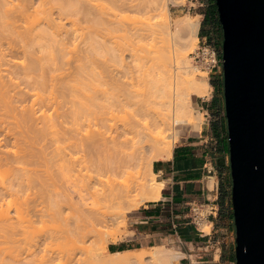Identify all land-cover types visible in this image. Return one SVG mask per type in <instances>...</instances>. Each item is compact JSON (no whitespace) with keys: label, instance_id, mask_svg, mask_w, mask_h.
<instances>
[{"label":"bare ground","instance_id":"obj_1","mask_svg":"<svg viewBox=\"0 0 264 264\" xmlns=\"http://www.w3.org/2000/svg\"><path fill=\"white\" fill-rule=\"evenodd\" d=\"M61 1L64 0L54 2L56 3L55 5L59 2L58 6L61 3V6L58 7V12L61 13L62 10H66L68 11V15L72 11H76L75 13H77V7H74V5H78L80 2L84 3L85 6H92L91 0H76L72 6L70 5L72 0H68V2L71 1L69 2V6L65 1L64 3ZM181 1H148L147 7L145 6L144 8L150 13L160 11L162 14L160 17H162V21L164 22L159 38L160 47L157 52L158 72L151 73L148 69L146 70L147 67L143 68L144 65H139L142 72L139 71V75H136L138 74L136 71V73L133 71L135 74L129 71L130 73L125 72L126 74L124 73L122 76L116 75L112 78V85L116 89H114V93L111 90V95L107 96L106 92L110 93L109 89L105 93L103 91H98V93H96V90L92 91L95 75H91L90 72L87 73L86 69L89 70L93 63L90 60L91 57L88 61L84 60L88 58L87 55L93 52L96 53L95 50L100 51L102 48L103 51L106 49L105 53L108 52L111 55L109 57L113 58V60L124 59L121 55L120 58L117 55L120 51V49H117V45L115 46L117 41L110 47L108 45L110 43L109 40L105 41L104 39L103 42H100L97 41L98 39L94 41L93 38L92 42H89L93 46L87 47L86 50L83 49L84 51L78 50L82 54L77 53L78 56L76 57L75 55L72 58L73 56L70 53L75 51V48L78 46L70 50V41L68 40V43L63 38V35L66 37L65 34L69 35V33L63 24L57 23L54 18V10L52 9L55 7L54 3L51 4L52 1L19 0L18 3H14L11 0H0L1 29L3 30L4 27L6 30L3 31L5 33L7 31L6 34L9 33V37L15 36L14 34L20 37L22 44H18L19 46L14 44L17 48L14 47L13 49L16 48V53L18 52L24 58L22 61L19 59L20 62L14 60V64L11 65L12 62L6 59L7 54L3 50L2 52L0 51V59L4 60V64L0 63V136H2L4 144L9 145L11 142H14L13 145L16 146L17 144L19 145L18 148H20V150L17 148L14 151L5 150L3 141L1 142L0 140V167L6 166V168L4 167L5 169L11 170L10 168H12L14 169L12 172L17 169L19 172L15 171L17 174L14 172L16 175L13 174V177L15 176L13 180L0 183V198L5 196H11L12 198L15 194L25 195L22 192L26 191L25 193H27L30 190L32 180L35 183L37 177L50 172V169L47 171V167H49L47 164L46 169H40L38 167L39 163L37 164L38 166L36 165L38 159L36 157L40 155L43 157V148L45 147L47 149L45 151H48L50 148L53 149L51 152L53 159L56 158L57 161V157H60L59 164L57 165L62 169L63 167H69V165L77 169L78 179L75 187L73 186L72 189L78 192L82 207H86L88 205L86 202L90 200L94 206L95 204H100L99 207L108 203L125 220L129 212L139 209L150 201L161 199L165 181L155 177L153 164L156 161L167 160L172 157L175 144L178 140L176 127L182 124L200 125L204 120L202 114L192 105V95L207 98L210 97L212 91V86L206 75L201 74L198 79L195 77L187 55L195 49L199 42L200 16H190L186 19L175 20V22L170 20V7L180 5ZM63 4L66 5L64 6ZM46 5L47 7L50 6V8L53 5V8H48V10ZM69 7L74 10L71 11ZM55 9L57 10V7ZM41 13L43 14V18H37L38 16L41 18ZM83 13L85 14V11ZM37 14L39 15L36 16ZM61 15L65 14L62 13ZM73 15L76 16L78 14L73 13ZM70 17L71 15L69 16V20ZM85 17L87 18V16ZM76 21L78 20L76 19ZM73 25L75 26V24ZM3 31H0V37L2 33L4 34ZM65 31L66 33L64 34ZM10 32L12 33L10 34ZM73 33L75 34V32ZM186 33L190 34L193 42L186 39ZM105 36L107 37V34ZM7 42L9 43L10 41ZM90 47L92 49L91 53ZM139 52L142 55H139L140 57L137 55L139 59L133 58L137 60L135 62L143 61L147 57L145 56L146 52ZM139 52L137 53L140 54ZM68 53L72 57L68 58ZM110 58H106V60ZM103 59H105V56ZM89 60L91 62L90 66L87 64ZM172 68L175 69L174 77L172 76ZM78 75L82 77L80 80L76 78ZM72 78H75L79 82L76 83ZM71 81H75L76 84ZM71 83L74 85H70ZM115 91L117 92L115 93ZM49 110H53L52 114H48ZM45 138H47L46 143L43 142L46 140ZM71 141L73 142L72 144L70 143L72 145L70 147L73 148L75 146L78 151H81H79L80 154H82L81 158L78 157L77 160L73 158L75 156L73 151L63 153L59 146L60 143L63 145V143ZM41 142L45 143V146L43 144L40 145ZM38 143L40 148L36 146ZM42 145L43 147H41ZM53 159L51 158L52 161L55 160ZM32 160L36 163H33L34 165L32 164L33 166L29 167ZM26 163L29 164L26 165ZM19 165L23 169L26 166L27 169L34 170L36 173L40 170L43 174L33 173L31 180L29 174L32 172L26 170L25 167L26 173ZM57 165L55 164V167ZM61 168L60 172L62 171ZM19 169L30 177L26 180V174H21L22 171ZM52 169H54V171H51L52 173L58 171L54 167ZM43 171L46 173L44 174ZM56 174L55 176H58ZM43 180L45 184V179ZM48 181L50 182V180ZM213 181L214 179L211 180V184H213ZM24 183L27 189L24 187ZM44 186L45 188L47 187V185ZM48 189H44V192L39 189V192H41V195L43 193V196H46L52 191L49 190L48 192ZM46 190L48 193L46 192L47 194L45 195ZM66 192H70V190H66ZM69 200L72 199L70 198ZM9 211L3 213L0 218V224L2 223V228H5L3 230L5 234L10 236L16 228H14V222H10L12 218L9 216ZM204 212L205 210L201 212L204 217L199 221L198 225L207 220ZM88 213L89 210H87ZM33 216L35 215L33 214ZM209 227L208 223L204 222L200 228L204 233H209ZM8 230L10 234L6 232ZM117 241V238L111 235L107 240L102 242L101 249L107 251L108 245L106 242L115 243ZM35 250L32 252L36 253ZM12 253V249L9 248L5 252L6 257H12ZM33 253L32 255H34ZM184 257L186 255L181 251L156 247L152 248L151 251L137 249L111 253L108 255L107 260L99 263L180 264V261Z\"/></svg>","mask_w":264,"mask_h":264},{"label":"rangeland","instance_id":"obj_2","mask_svg":"<svg viewBox=\"0 0 264 264\" xmlns=\"http://www.w3.org/2000/svg\"><path fill=\"white\" fill-rule=\"evenodd\" d=\"M13 1H14V3L19 2V0H17V1L11 0V2H13ZM50 1H52L51 4H53L57 0H54V1L50 0ZM64 1H65V3H68V6H69V2H71V1H69V2H68V0H64ZM64 1H61V2L64 3ZM91 1H92L91 7H89L87 5H86L87 6L86 7L85 4L82 2H80L76 6L74 5V7H77L76 8L77 13H75L76 11L73 12L72 10H74V9H72L70 7L73 4H75L74 2H76V0H74V1L72 0V2H71L72 4L70 3L71 6L69 7V9L72 11V13H70V15H71L70 20H69L70 15H68V11L62 10L61 13L58 12L59 11L58 7L61 6V3L59 4V6H58L59 2H57V5H55L56 3L53 4L55 8L57 7V10L52 7L53 5L51 6V8H53L52 10H54L53 16L56 19L57 23L63 24L65 29L68 30L69 35L66 33V31L64 32V34L66 33L65 35H66L67 39L64 35H63V38H65V41H67V42H68V40L70 41V43L68 42L69 46H70V50H73L76 46H78L75 48V51H72L70 53V54H72L73 57L68 53V55H69L68 58H70V56L72 58H74L75 55L77 57L78 56L77 53H81V51L86 50L87 47L93 46V45H90L93 38H94V41L98 39L97 41H100V42L101 41L103 42L104 39H105V41L109 40L110 43H108V45H110V47L113 46L117 41L115 46L117 45V49H120V51L118 52L119 54L117 53V55L119 56V58L121 55V57L124 58L122 60L121 59L120 60L119 59L113 60V58L109 57L110 54L108 52L105 53L106 49L103 51V48L100 51L98 50L99 52L97 50H95L96 53L93 52L94 53L93 54V53H91L92 49L90 47L91 50L90 49L89 50H90L91 54H89V55H91V56L87 55L88 58L85 59L84 61H86V60L88 61V59L91 57L90 60H92L91 62L94 64V65L92 64V66L89 68V70L86 69L87 73L90 72L91 75H95V79H94V83H93V87H94L93 89L94 90L92 89V91L96 90L97 91L96 93H98V91L99 92L103 91L105 93L109 89L110 93H108V91L106 93L108 94L107 96H110L112 92L114 93V89H116L112 85L113 84L112 78L116 75L122 76L125 72L130 73L131 71L133 74L138 72V74H136V75H139V71L141 69V67L139 68V65H141V66L144 65L143 68L147 67L146 70L148 69L149 71H151V73L152 72H154V73L158 72V64H157L158 54H157V52H158L159 47H160V39L159 38H160V33H161V30H162L163 24H164V22L162 21L163 20L162 17H160L162 15L161 12L157 11L155 13L154 12L150 13L148 10H146V8H144V7L146 6V4L148 3L149 0H116L115 2H114V0L113 1H111V0H109V1L108 0H104V1L103 0H91ZM191 2H194V4ZM48 3H49V1H48ZM213 3H214L213 0H194V1L193 0H182L180 2V5L170 7L169 16H170V20L175 22V20L186 19L187 17H190V16H196L198 14H204V19H203V17L200 18V24H201L200 26L201 27L199 28V32H198L199 42L197 43L194 50H192L190 52L188 51L189 54H187V55H188V59L190 61V65L193 68L192 71H194L195 77L197 79H198L199 75L202 74V75L207 76V79L209 82H211V80L214 79L218 83V81H217L218 76L221 78V85H220L221 90L215 89L214 94L218 95L221 93L222 95H224V68H223L224 36H223V27H222L221 23H219L217 21V19L219 18V15L217 17V15L214 12H212V18L208 20V13H209L210 9L213 8L212 7ZM83 4H84V6H83ZM47 5H46V8L47 9L50 8V6L47 7ZM66 8L68 9V7H66ZM83 10L85 11V14L83 13L84 12ZM87 10H89V11H87ZM90 11H92V12H90ZM62 13L65 15H61ZM73 13L78 14V15L75 16V15H73ZM38 15L39 14H37L36 16H38ZM60 16L62 17V19ZM85 16H87V18ZM37 18L42 19L43 14H42L41 18H40V16H38ZM206 18H207V20H205ZM76 19L78 21H76ZM73 20H74V23H73ZM72 24H75L76 27L74 25H73L74 26L73 27ZM112 24H113V26H112ZM64 27H63V29H64ZM1 28L2 27L0 26L1 32L3 30L4 31L6 30V29H4V27H3V30ZM76 28H77V30H76ZM202 28L206 32H208V33L204 34V35L207 34V44L212 45L215 48L216 54H217L218 64H217V67L211 73H208V71H206L203 68L204 62H205L204 60L206 58H204V56L202 54H199V50H200V48L203 47V44H204V38L201 36ZM73 32H75V34ZM6 33H7V31H6ZM6 33L4 32V34L7 37L3 33L1 34L0 51L2 52V50H3V52L7 54L6 59L10 60L12 62L11 65H13L14 60L19 61V59H20V61H22L24 59V58H22L23 57L22 55H20L18 52L16 53V48H17L16 46L18 44L21 45L22 40L20 39V37L17 34L13 33L15 36L9 37L10 36L9 33L8 34H6ZM11 33L12 32H10V34ZM105 34H107L108 38L105 36ZM2 35L5 37H3ZM16 35H17V37H16ZM100 37H101V40H100ZM104 37H106V38H104ZM185 37L188 41L193 42L189 33H186ZM11 38L13 41L11 40ZM76 39H78V40H76ZM83 39H84V43H83ZM15 40H17V41H15ZM79 40L80 41L82 40V41L80 42ZM7 41H10V42L8 43ZM122 41H124V42H122ZM67 42H65V43H67ZM10 43H12V44H10ZM77 43H78V45H77ZM9 44H10V46L13 45V47H11V48H10V46L8 47ZM14 44H16V46H14ZM130 44H131V46H130ZM14 47H16V48L13 49ZM105 48H107V47H105ZM80 49H81V51L79 52L78 50H80ZM67 50H68V48H67ZM101 51H102V53H101ZM139 51L146 52L145 56H147V57L145 60H143L146 65L143 64L144 62L142 60H140V62H135V61H137L136 59L138 58V56L142 55L141 52H139ZM11 52H13V53H11ZM103 52H104V54H103ZM137 52H139L140 54H138ZM102 54L105 56V59H103L104 56ZM83 55H85V54H83ZM143 55H144V53H143ZM102 56H103V58H102ZM106 58L112 59L111 62H110V59L106 60ZM133 58H136V59L134 60ZM90 60H89V62H87V64H89V66L91 64ZM72 61H74V60L72 59ZM112 61H113V63H112ZM0 63L4 64V60L0 59ZM127 65H129V66H127ZM136 66H137L138 70H137V68H135ZM125 70H127V71H125ZM144 70H143V72H144ZM133 71L134 72L136 71V72L134 73ZM196 73H199V74H196ZM2 74H3V72H2ZM78 76L76 78H78L80 80L82 77H81V75H78ZM172 76L173 77L175 76V69L174 68H172ZM72 79L75 80V78H72ZM69 81H70V79H69ZM69 81H67V82H69ZM75 81H76V83L79 82L78 80H75ZM75 81H71V82H74V84H76ZM74 84L71 83L70 85H74ZM111 86L113 89L111 88ZM111 90H112V92H111ZM116 92L117 91H115V93ZM192 98L194 99V101H196L195 100L196 97L192 96ZM194 106H195L194 108L196 110L201 111L203 113V117H204L203 123L211 120V118H208V116L204 115V112L202 110H200L196 104H194ZM49 111L50 112H48V114H52L53 110H49ZM206 117H207V120H206ZM177 130L181 131L180 137H179V133ZM176 131L178 133L177 143L181 137L195 134V132L190 131L188 126L176 127ZM45 139L46 140H44V141L41 140V141L46 143L47 138H45ZM48 139H51V138H48ZM0 140H1V142L3 141L2 136H0ZM225 140L227 141V146H228L227 152L229 153L228 127H227L226 132H225ZM72 142L73 141L63 143V145H62V143H60L59 146H60V149L62 150L63 153H65V152L68 153L69 151H73L74 155H75V156H73V158L77 160L78 157L81 158L82 154H80L81 151L79 150L80 151L79 152L78 149L75 148V146H73L74 149L72 147H70V146H72L71 145ZM4 143L5 142L3 141V147L5 148V150L14 151L19 147V145H17V144H16L17 147L14 146L13 145L14 142L13 143L11 142L9 145L4 144ZM45 143L41 142L40 145L43 144L45 146ZM18 144H19V142H18ZM40 145L38 143V145H36L37 148H40ZM43 145L41 147H43ZM21 147H22V145H21ZM18 150H20V148H18ZM43 150H44L43 157H42V155H40V156L38 155L39 157H36V158H38L37 163L35 162L36 161V158H35V161H33L34 160L33 159L31 161L32 163L29 162V163H31V165L29 167L33 166L34 165L33 163H36V165L39 163V166L38 165L37 166L40 169H46V167L48 165L49 167H47V171H49V169H50V172L46 173L43 171L44 174L45 173L46 174L42 175L40 177H37V179L34 178V179H36V181L34 183L32 180L33 173L34 174L39 173L41 175V174H43L42 171L39 170V172L36 173V172H34V170L31 171V170L27 169V167L25 166L26 170H29L32 172L31 173L32 175L29 174L30 172L28 173L31 176L30 179L32 180V187L30 188V190H28L27 193H25L26 191L22 192L25 195L19 193L20 195L15 194L16 196L13 195L12 198H11V196H5V197L0 198V218L2 217L4 212L10 210L9 216L12 218L10 222H14V225H15L14 228H16L15 231H13L14 233L11 234L12 236L11 235L9 236V235L5 234V232L3 231L5 228H2V223L0 224V226H1L0 229H2L0 231V264H10L11 262H12L11 264H35V263L36 264H42V263L43 264H100L99 262L107 260L108 259L107 257L109 255L108 250L103 251L101 249L102 242L107 240L111 235H114L117 238V240H119V239L122 240L123 238H126L127 236L131 235V233L128 232V227H129L128 217H129L130 212L127 214V218L124 220L123 217L118 212H116V209L111 204H108V203L103 204V206L101 205L99 207L100 204H98V205L95 204V206H94L93 203L90 202L91 200L90 201L88 200L89 202H86V203H88V205L86 207H82V202H80L78 192H76L72 189L73 186L75 187V184L77 183V179H78L77 178L78 173L76 171L77 169H75V167L72 168V165H71V167L69 165L70 168L68 166H67L68 168L65 167L66 169L63 167V169L66 170V171H64L59 165H57V164H59L58 162L60 160V157H57V161H56V158H54L55 160L53 159V156L51 155V152L53 149L50 148L49 149L50 151L49 150L45 151L47 149L44 147ZM49 152H50V155L52 157L49 155ZM62 156H63V154H62ZM40 157H42V159H40ZM48 158L50 160V163H49ZM51 158L54 161H52ZM54 162H57V163H55L57 165L56 167H55ZM29 163H26V165H28ZM229 163H230V157H229ZM37 166H36V168H37ZM4 167L6 168V166H2L0 168H4ZM20 167L22 168V166H20ZM25 167H24V169H25ZM53 167L58 171H55L52 173L51 171H54V169H52ZM5 168L0 169L1 170L0 171V183H6L5 181L8 182V180L9 181L13 180L15 177V176L13 177V174H15V173L17 174V172H18L17 169L15 170L17 172H15V171L12 172V170H14V169L10 168L11 170H9V169H5ZM34 168H35V166H34ZM60 168L62 170L61 172H60ZM19 170H21V169H19ZM26 170H24V171H26ZM153 171H154V169H153ZM56 172H58V173L56 174ZM24 173L25 172L22 171L21 174H24ZM26 173H27V171H26ZM55 174L58 175L59 177L55 176ZM154 174H155V177L157 179H161L155 172H154ZM25 176H26L25 177L26 180H27V178L30 177V176H27V174ZM46 178H47V180H46ZM43 179H45V184H44ZM48 180H50L51 184ZM40 181H41V183H40ZM30 184H31V182H30ZM33 184H35L34 188H33ZM44 185H47V187H46L47 189L49 188L48 192H49V190L50 191L52 190L51 193L49 192V194H47L48 192L46 190L45 191V195L47 194L46 196H43V193L41 195L40 194L41 192H39V189L42 192H44L43 190L46 189ZM24 187L27 189V186L25 183H24ZM35 187H36L37 191H36ZM63 188L65 191L63 190ZM31 189H33V190H31ZM66 190H70V192H66ZM54 191L58 192V193H55ZM62 191H63V193H61ZM38 192H39L40 197L37 195ZM17 195H18V197H17ZM41 196H43V197L41 198ZM68 197H70L72 200H69L70 198H68ZM39 205H40V207H39ZM90 208H91V210H90ZM78 209H80V210H78ZM85 209L89 210L90 214L89 213L87 214V210H85ZM2 210H3V212H2ZM204 213L206 216L209 213V210L205 209ZM33 214L35 216H33ZM25 221H28V222L25 223ZM29 221H32V222H29ZM204 222L208 223L207 220H204L203 222H201L199 224V226L201 227V224ZM222 222L224 223V221H222ZM29 223H30V225H29ZM208 225L210 226L209 223H208ZM17 226H19V227H17ZM28 226H29V228H28ZM209 228H208V230L210 232V230L212 228L211 227H209ZM221 228L223 229L222 232H224L222 234L220 233V235L222 237V241L224 240V243H223V245L225 246L223 248L224 252L228 253L229 251H231V252L235 253V249H236V228H235L234 220H233L232 226L229 229L225 225L221 226ZM6 232H9V234H10L9 230ZM4 234L7 236H5ZM106 244L109 245V242H106ZM157 245H160V246H157ZM153 246L163 247V248L165 247L167 249L177 250V251L183 252L180 248H178L173 237L158 239L157 241L153 242L150 245L138 244L136 246H133L132 249L137 250V249L144 248L145 250L151 251L152 248L150 249V247H153ZM30 247H32V248L29 249ZM7 248L12 249V251H13L12 257H8V256L6 257L5 252L8 250ZM35 248H36V250H35ZM4 250H5V252H4ZM33 250H35L36 253L35 252L33 253L32 252ZM32 253L34 255H32ZM43 260H44V262H43Z\"/></svg>","mask_w":264,"mask_h":264},{"label":"crops","instance_id":"obj_3","mask_svg":"<svg viewBox=\"0 0 264 264\" xmlns=\"http://www.w3.org/2000/svg\"><path fill=\"white\" fill-rule=\"evenodd\" d=\"M198 15L204 19V14ZM217 81L220 86L219 76ZM214 91L212 86L207 98L192 95L196 97V101L191 97L193 107L196 104L211 120L205 123L203 120L200 125L179 126H188L195 134L181 137L170 159L153 164L154 172L165 181L161 199L129 213L128 232L131 235L109 243V254L132 251V247L138 244L150 245L158 239L173 237L186 255L180 264H235L232 258L235 253L224 252V240L220 235L224 233L221 226L229 229L233 224L230 217L233 212L232 179L225 140V97L221 93L215 95ZM177 131L180 137L181 131ZM196 204L209 210L207 221L212 228L209 233L201 234L203 230L194 224L191 206Z\"/></svg>","mask_w":264,"mask_h":264},{"label":"water","instance_id":"obj_4","mask_svg":"<svg viewBox=\"0 0 264 264\" xmlns=\"http://www.w3.org/2000/svg\"><path fill=\"white\" fill-rule=\"evenodd\" d=\"M223 27L236 264H264V0H216Z\"/></svg>","mask_w":264,"mask_h":264},{"label":"built area","instance_id":"obj_5","mask_svg":"<svg viewBox=\"0 0 264 264\" xmlns=\"http://www.w3.org/2000/svg\"><path fill=\"white\" fill-rule=\"evenodd\" d=\"M199 54H202L204 58H206L204 60L205 62H204L203 68L206 71H208V73H211L217 67L218 61H217V54H216L215 48L212 45L207 44V36L204 37V44H203V47L200 48ZM203 210L205 209L200 204L191 206V212L193 214V221L196 226H198L199 221H201L202 218L204 217L201 214ZM209 216L210 214L208 213L205 218L208 219ZM200 233L204 234L203 231H200Z\"/></svg>","mask_w":264,"mask_h":264},{"label":"trees","instance_id":"obj_6","mask_svg":"<svg viewBox=\"0 0 264 264\" xmlns=\"http://www.w3.org/2000/svg\"><path fill=\"white\" fill-rule=\"evenodd\" d=\"M213 1H214V3L212 4V7H213V8L210 9V11H209V13H208V20L212 18V12H214V13L217 15V17H218V9H217V5H216V0H213ZM210 7H211V6H210ZM205 15H206V14H205ZM205 20H207V18H206ZM217 21L220 23L219 18L217 19ZM204 34H205V30L202 28L201 36H202L203 38L207 36V35H204ZM211 85H212L213 87H215V89H217V90H221V87L217 84L216 80L212 79V80H211ZM226 142H227V141H226ZM221 180H222V182H223V180H224L223 175H221ZM230 182L232 183V180H231ZM222 185H223V183H222ZM230 185H231V184H230ZM230 185H229V186H230ZM229 195H231V193H230ZM230 217H231V220L233 221V220H234L233 212H231ZM232 258H233V261L236 263V257H235V255H233Z\"/></svg>","mask_w":264,"mask_h":264}]
</instances>
